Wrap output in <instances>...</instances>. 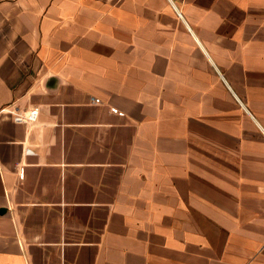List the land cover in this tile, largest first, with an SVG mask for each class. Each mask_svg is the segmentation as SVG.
I'll return each instance as SVG.
<instances>
[{"label": "crops", "instance_id": "0c3cea01", "mask_svg": "<svg viewBox=\"0 0 264 264\" xmlns=\"http://www.w3.org/2000/svg\"><path fill=\"white\" fill-rule=\"evenodd\" d=\"M0 264H264V0H0Z\"/></svg>", "mask_w": 264, "mask_h": 264}, {"label": "built area", "instance_id": "2783aa9c", "mask_svg": "<svg viewBox=\"0 0 264 264\" xmlns=\"http://www.w3.org/2000/svg\"><path fill=\"white\" fill-rule=\"evenodd\" d=\"M97 101H99V100H97ZM39 114H40L39 108H31L30 110L17 113L14 116V120L16 122L32 124L38 119ZM28 151H31V150L28 149Z\"/></svg>", "mask_w": 264, "mask_h": 264}]
</instances>
